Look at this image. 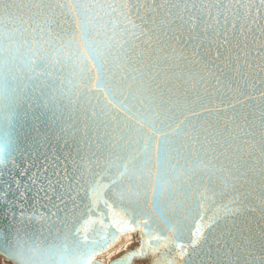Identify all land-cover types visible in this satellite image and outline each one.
<instances>
[{
    "label": "snow or ice",
    "instance_id": "1",
    "mask_svg": "<svg viewBox=\"0 0 264 264\" xmlns=\"http://www.w3.org/2000/svg\"><path fill=\"white\" fill-rule=\"evenodd\" d=\"M259 19L264 0H0V198L31 209L0 256L95 264L138 231L113 264H264V103L233 100Z\"/></svg>",
    "mask_w": 264,
    "mask_h": 264
},
{
    "label": "water",
    "instance_id": "2",
    "mask_svg": "<svg viewBox=\"0 0 264 264\" xmlns=\"http://www.w3.org/2000/svg\"><path fill=\"white\" fill-rule=\"evenodd\" d=\"M205 3H214L215 0H204ZM225 3L228 4H236V3H255L259 4V0H224ZM253 16H255V11H253ZM248 27L252 29L255 32V36L249 37V43L251 44L252 41L258 40V43L254 45L255 48H259L261 45H264V34H262V30H264V19H259L255 23H253L251 20L248 21ZM247 31V29L245 30ZM243 36H241V40L243 41ZM252 67L245 69V75L250 76L252 78V83L248 84V91L251 94L250 96H240L239 92H235V95L233 96V100L235 102V98L237 96L240 97V105L239 107L249 115H252L254 110L260 109L261 104L264 103L262 101V94H264V84L261 82H264V57L256 58L251 61ZM241 64H243V61H241ZM238 79V77H237ZM243 81L241 82V86H243ZM253 83H255L256 90L253 93ZM188 87L191 89L192 85L189 83ZM224 87L226 85H220L217 84L215 80L210 79L206 85L201 86V94H204L205 92L211 93L213 96H215L217 93L222 92L224 90ZM233 88H235L234 85H232ZM213 89H215V92H213ZM230 95H232L230 93ZM249 100H251L252 108H249ZM223 119V118H221ZM259 120H260V111H255V123L257 125V140L260 139L259 135ZM35 147H39V145H35ZM43 150V149H41ZM253 192V196L255 197L257 193L260 191V180L257 178V182L254 185V188L251 190ZM252 203L254 205H258L259 201L256 199H253ZM21 210H24L28 214L31 213L30 206L21 203L20 200L11 194L7 196V202L3 198H0V225L4 224L5 222L11 223L13 220V213L19 218ZM38 210V209H37ZM256 217L259 218L260 213L257 212ZM195 225H193V228ZM136 234L139 237V244L134 245L132 247H127L125 251H123L120 255L117 257H114L113 259L109 260L107 264H113L114 261H117L119 259H122L128 252L135 251L140 246V233L133 232L130 235ZM122 238V237H121ZM121 238L114 244L113 247H115L121 240ZM105 254V253H104ZM103 255V254H102ZM99 255L95 258V264H104L103 261L100 259ZM151 256L147 260H136V262H140L141 264H149V261L151 260ZM135 260L132 261V264H134ZM11 264H14L13 261H10Z\"/></svg>",
    "mask_w": 264,
    "mask_h": 264
},
{
    "label": "rangeland",
    "instance_id": "3",
    "mask_svg": "<svg viewBox=\"0 0 264 264\" xmlns=\"http://www.w3.org/2000/svg\"><path fill=\"white\" fill-rule=\"evenodd\" d=\"M130 240V241H129ZM125 243V244H124ZM139 244V238H138V236L136 237L135 236V234H133L132 236H130V239H128V241H126V242H123V240H122V242H121V244L120 245H118V246H121V250H119V251H117L116 253H111V254H109V253H106V255H103L102 257H100V259L101 260H103V261H105L106 260V262H108L109 260L108 259H112V258H114V257H117L118 255H120L123 251H125V249L127 248V247H132V246H134V245H138ZM115 250V249H114ZM108 254V255H107ZM108 256V257H107ZM108 258V259H105V258Z\"/></svg>",
    "mask_w": 264,
    "mask_h": 264
},
{
    "label": "bare ground",
    "instance_id": "4",
    "mask_svg": "<svg viewBox=\"0 0 264 264\" xmlns=\"http://www.w3.org/2000/svg\"><path fill=\"white\" fill-rule=\"evenodd\" d=\"M130 236H132V235H130ZM135 236L137 237V235L135 234ZM139 238V237H138ZM128 237H122L121 238V240H120V242L115 246V247H113L109 252H107V253H109V254H113V253H116L117 251H119V250H121V246H118V245H120L121 244V242H122V240H123V242H126V241H128ZM130 241V240H129ZM125 244V243H124ZM115 249V250H114ZM103 255H106V253L105 254H103ZM102 255V256H103ZM108 255V254H107ZM102 256H100V257H102ZM108 257V256H107ZM105 258V257H104ZM105 259H108V258H105ZM113 259V258H112ZM108 260H111V259H108ZM103 261V260H102ZM103 263L104 264H107L108 262H106V260L105 261H103ZM134 264H141L140 262H136V260L133 262Z\"/></svg>",
    "mask_w": 264,
    "mask_h": 264
},
{
    "label": "clouds",
    "instance_id": "5",
    "mask_svg": "<svg viewBox=\"0 0 264 264\" xmlns=\"http://www.w3.org/2000/svg\"><path fill=\"white\" fill-rule=\"evenodd\" d=\"M0 264H11V262L6 260L3 256H0Z\"/></svg>",
    "mask_w": 264,
    "mask_h": 264
}]
</instances>
